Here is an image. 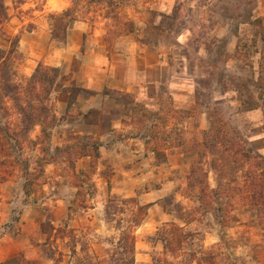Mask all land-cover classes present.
Instances as JSON below:
<instances>
[{
	"label": "rangeland",
	"instance_id": "374dc122",
	"mask_svg": "<svg viewBox=\"0 0 264 264\" xmlns=\"http://www.w3.org/2000/svg\"><path fill=\"white\" fill-rule=\"evenodd\" d=\"M5 4L8 17L0 22V47L12 51L17 81L28 80L39 64L57 67L62 78L47 100L56 115L55 122L44 126L47 138L42 126L35 125L16 142L6 129L15 124L20 130V120L8 98V107L0 111V264H86L90 257L107 264L121 234L115 222L105 219L111 196L148 206L135 229V264H264V220L258 208L236 199L235 218L222 226L212 209L199 208L196 192L189 190V167L180 149L166 148L163 162L145 144L158 122L152 114L167 106L190 110L180 119L188 144L208 127L195 88L203 67L215 57L221 70L258 78L264 0ZM249 13L252 22L257 18L261 23H242L239 14ZM218 45L225 53H215ZM65 86L73 88L72 97ZM249 88L258 93L254 85ZM109 90L129 94L137 110L121 108L111 129L103 130L86 123L84 114L109 106ZM212 93L216 102L225 103L221 110L247 149L264 157V102L244 110L234 92ZM144 111L148 118L141 116ZM74 134L99 138L100 158L70 161L55 151L71 143ZM209 183L215 186L212 173ZM120 206L125 213L117 216L127 219L135 204ZM171 223L192 234L174 251L157 234Z\"/></svg>",
	"mask_w": 264,
	"mask_h": 264
},
{
	"label": "trees",
	"instance_id": "16d2710c",
	"mask_svg": "<svg viewBox=\"0 0 264 264\" xmlns=\"http://www.w3.org/2000/svg\"><path fill=\"white\" fill-rule=\"evenodd\" d=\"M12 1L24 2V0ZM239 16H244L242 23H261L257 18L252 22L250 13L239 14ZM7 17L5 0H0V22L6 20ZM232 18L234 19L235 16ZM259 34L257 32L254 34V42L257 41ZM260 37L262 56L256 80H247L241 74H233L226 69L221 70L218 66L219 56L215 57L208 67L201 66L204 70L197 79L195 94L199 104L204 107L208 127L200 132V136L194 138L192 144L187 143L186 131L180 120L189 116L190 110H178L171 106L152 114L158 122L152 124L153 136L145 139L146 147L151 149L163 162L166 161V148L180 149L184 155V163L189 167L187 176L189 190L196 192L199 208L212 209L213 213L218 215L222 226H226L230 219L235 218L231 212L234 209V202L240 198L258 208L259 217L264 220V157L247 149L243 135L231 126L230 117L221 110L225 103L216 102L212 93L215 90L223 96L230 91L234 92L235 100L244 110L255 109L260 105V101L264 102V34L261 33ZM222 48V45H218L215 53L218 55L225 53ZM240 48L241 46L237 47L238 52ZM11 57L12 51L7 53L0 47V111L8 107L5 103V99L8 98L19 116L20 121L17 126L21 127L18 130L13 124L7 127V134L18 142L27 136L35 125H41L42 137L47 138L48 130L44 126L56 120V115L47 100L57 80L62 78L59 69L39 64L28 80L20 82L17 81V72L12 65ZM224 57L227 58V54H224ZM197 67L200 68L198 65ZM249 85H254L258 93L252 92ZM63 89L72 97L73 88L65 86ZM205 89H209L210 92L205 93ZM106 95L110 101L109 106L104 110L91 109L84 114L86 123L97 125L103 130L111 129L112 120L116 114L120 113L121 108L137 110V103L129 94L109 90ZM147 113L149 112H141V116L148 118ZM170 118L177 122H170ZM71 139V143L64 147L57 146L55 151L66 153L70 161L79 157H89L92 160L100 158L99 138L93 135L74 134ZM210 173L214 176V187L209 183ZM85 176L87 177L86 174ZM91 185L95 189V186ZM76 201L78 198L75 199ZM80 201L86 203L83 197ZM120 203L135 204L130 208V215L127 219L117 216L118 213H125ZM147 209L148 206L139 205L134 199H119L116 196L109 198L105 208V219L107 223L115 222L114 226L121 230V234L107 264H135V229L146 217ZM124 221L127 222L126 226L122 224ZM43 232H46L44 227ZM157 234L161 240L165 241V246L171 248V251L176 250L175 245L181 246L186 243L192 235L184 231L182 226L174 223L169 224V228L158 230ZM85 261L86 264L102 262V260H99L100 263L95 262L91 257L86 258Z\"/></svg>",
	"mask_w": 264,
	"mask_h": 264
}]
</instances>
